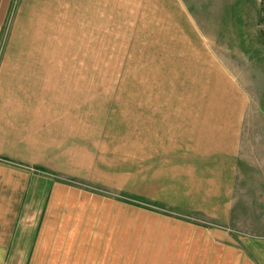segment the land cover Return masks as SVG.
<instances>
[{
	"label": "rangeland",
	"instance_id": "1",
	"mask_svg": "<svg viewBox=\"0 0 264 264\" xmlns=\"http://www.w3.org/2000/svg\"><path fill=\"white\" fill-rule=\"evenodd\" d=\"M183 1L186 8L172 0H110L91 16L78 0L76 35L71 26L61 49L25 50V67L3 65L1 50L0 75L11 69L23 92L27 83L28 93L51 94L56 103L62 97L57 105L68 106L28 131L46 150V161L36 162L51 169L45 178L113 198L97 182L116 172L131 176L150 140L207 148L210 139L217 160L246 175L241 192L252 185L259 214L247 226L252 233L214 227L264 235V0Z\"/></svg>",
	"mask_w": 264,
	"mask_h": 264
},
{
	"label": "crops",
	"instance_id": "2",
	"mask_svg": "<svg viewBox=\"0 0 264 264\" xmlns=\"http://www.w3.org/2000/svg\"><path fill=\"white\" fill-rule=\"evenodd\" d=\"M81 1L92 16L110 0ZM172 2L185 7L183 0ZM77 11L78 0H0L3 65H31L25 50L61 49L63 32L70 35L72 26L76 35ZM13 50L20 53L8 54ZM10 70V78L0 75V264H264V235L214 227L248 231L259 214L252 185L241 192L246 175L221 164L210 139L207 148L150 140L131 176L116 172L97 182L113 198L60 184L44 177L51 169L36 162L46 161L40 160L46 150L28 131L68 106L57 105L62 97L56 103L51 94L28 93L27 83L23 92Z\"/></svg>",
	"mask_w": 264,
	"mask_h": 264
}]
</instances>
